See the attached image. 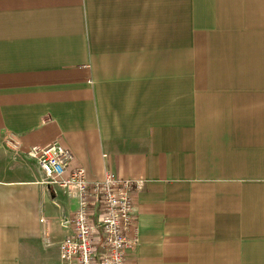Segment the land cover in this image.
<instances>
[{
    "label": "crops",
    "instance_id": "obj_1",
    "mask_svg": "<svg viewBox=\"0 0 264 264\" xmlns=\"http://www.w3.org/2000/svg\"><path fill=\"white\" fill-rule=\"evenodd\" d=\"M54 143L136 183L128 264H264V0H0V264H61Z\"/></svg>",
    "mask_w": 264,
    "mask_h": 264
},
{
    "label": "built area",
    "instance_id": "obj_2",
    "mask_svg": "<svg viewBox=\"0 0 264 264\" xmlns=\"http://www.w3.org/2000/svg\"><path fill=\"white\" fill-rule=\"evenodd\" d=\"M6 144L16 153L22 151L14 135ZM26 156L38 163L45 183L78 200L70 233L59 243L61 264H128V253L139 244L131 194L136 183L112 173L103 182L88 183L83 168L71 167L72 151L59 143L31 147Z\"/></svg>",
    "mask_w": 264,
    "mask_h": 264
}]
</instances>
